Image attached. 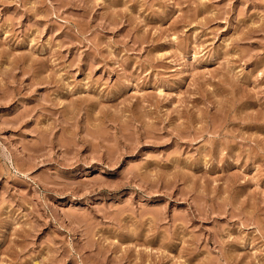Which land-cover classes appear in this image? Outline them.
Instances as JSON below:
<instances>
[{
  "label": "rangeland",
  "instance_id": "374dc122",
  "mask_svg": "<svg viewBox=\"0 0 264 264\" xmlns=\"http://www.w3.org/2000/svg\"><path fill=\"white\" fill-rule=\"evenodd\" d=\"M0 264H264V0H0Z\"/></svg>",
  "mask_w": 264,
  "mask_h": 264
},
{
  "label": "bare ground",
  "instance_id": "6f19581e",
  "mask_svg": "<svg viewBox=\"0 0 264 264\" xmlns=\"http://www.w3.org/2000/svg\"><path fill=\"white\" fill-rule=\"evenodd\" d=\"M212 213V212H211Z\"/></svg>",
  "mask_w": 264,
  "mask_h": 264
}]
</instances>
